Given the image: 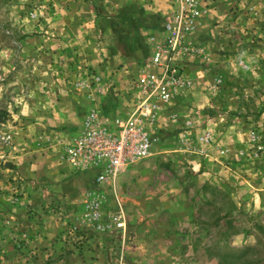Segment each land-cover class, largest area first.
<instances>
[{
    "label": "rangeland",
    "instance_id": "rangeland-1",
    "mask_svg": "<svg viewBox=\"0 0 264 264\" xmlns=\"http://www.w3.org/2000/svg\"><path fill=\"white\" fill-rule=\"evenodd\" d=\"M145 4L0 0V264H243L253 245L246 257L264 258V0H233V35L206 50L188 36L193 87L115 184L63 158L98 107L82 106L92 87L121 94L124 80L122 115L134 109L152 50L138 54L127 15ZM62 163L84 174L67 183Z\"/></svg>",
    "mask_w": 264,
    "mask_h": 264
},
{
    "label": "built area",
    "instance_id": "built-area-1",
    "mask_svg": "<svg viewBox=\"0 0 264 264\" xmlns=\"http://www.w3.org/2000/svg\"><path fill=\"white\" fill-rule=\"evenodd\" d=\"M178 3L165 21V40L152 51L153 68L144 70L135 81L138 97L132 112L111 116L99 107L92 108L85 115L81 132L63 142V158L92 173L97 184H115L124 168L149 156L155 140L152 130L163 107L193 87L179 61L187 50H196L186 41L206 9L200 0ZM101 203L95 199L92 206L99 210Z\"/></svg>",
    "mask_w": 264,
    "mask_h": 264
},
{
    "label": "crops",
    "instance_id": "crops-1",
    "mask_svg": "<svg viewBox=\"0 0 264 264\" xmlns=\"http://www.w3.org/2000/svg\"><path fill=\"white\" fill-rule=\"evenodd\" d=\"M144 1L146 2V4L144 5L145 8H141V13H134L131 15L126 14L127 16H130L132 18L139 17V19L136 21L137 23L139 22L138 24L140 25L142 23V27L137 24V29L135 31L137 36L135 37V41L133 43L135 47L137 46L138 48H140L138 54H143L141 49H144L145 51L146 49L151 48V50L153 51L156 49L157 43L163 42L166 37V31L164 27L165 21L169 19L172 12L175 11L179 5L178 0ZM201 2L206 9V12L200 24L194 31V38L196 39L197 45H199L197 46L200 48L199 50L203 51V49L206 50L209 46L215 44V41H225L224 39H227L228 37L230 38L233 35L232 28H228L230 23L228 18L230 17V7L233 0H201ZM158 23H160V26L157 25ZM216 23L219 24L216 25ZM145 33H148L149 36L151 34V36L149 38H145L143 36ZM137 47L135 49H137ZM150 65L151 64L149 61L148 64L145 65L147 67L144 70H150ZM139 75L140 74H138L136 78H138ZM191 77L196 78L195 75ZM117 85V88L125 87L124 89H122L121 94L115 93V90H106L104 89V87H101V91L98 92L99 87H92L90 89V93L95 99L93 100V102H90V100L88 102L87 100L86 102L84 101L82 103V106H84V104H89L91 106L97 105L99 108L105 111L106 114H109L111 116L122 115L124 112L129 111L132 108L133 101L128 100V92L126 90L124 80L118 79ZM101 92L105 94L104 102L101 100L102 96L99 95V93ZM79 123L80 125L74 128L73 132L75 134H79L82 130V120H79ZM63 166L69 168V171H66L65 174H62V178H67V183L68 181L71 182L74 178H79V176H82L84 174L83 172H79L77 170H75L77 172H74V168H71L69 163H66V165L64 163ZM83 183L84 182L81 181V184ZM82 189H84L83 186ZM129 225H131V223Z\"/></svg>",
    "mask_w": 264,
    "mask_h": 264
},
{
    "label": "trees",
    "instance_id": "trees-1",
    "mask_svg": "<svg viewBox=\"0 0 264 264\" xmlns=\"http://www.w3.org/2000/svg\"><path fill=\"white\" fill-rule=\"evenodd\" d=\"M257 248L254 245L253 246H247L245 248L246 251H244L243 256H242V263L243 264H246V263H248V264H262V263H264V258H262L260 256L259 257H253V258H255L253 260L252 259H248L246 257L249 251H251L252 249H257Z\"/></svg>",
    "mask_w": 264,
    "mask_h": 264
}]
</instances>
